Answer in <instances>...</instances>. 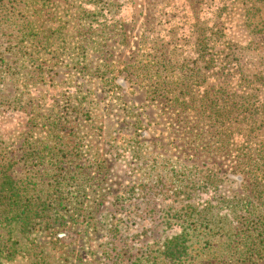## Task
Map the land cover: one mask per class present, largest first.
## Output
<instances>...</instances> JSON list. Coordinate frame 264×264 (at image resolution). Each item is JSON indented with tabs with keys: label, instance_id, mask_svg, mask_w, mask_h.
<instances>
[{
	"label": "rangeland",
	"instance_id": "1",
	"mask_svg": "<svg viewBox=\"0 0 264 264\" xmlns=\"http://www.w3.org/2000/svg\"><path fill=\"white\" fill-rule=\"evenodd\" d=\"M1 56L0 264H264V0H0Z\"/></svg>",
	"mask_w": 264,
	"mask_h": 264
},
{
	"label": "trees",
	"instance_id": "2",
	"mask_svg": "<svg viewBox=\"0 0 264 264\" xmlns=\"http://www.w3.org/2000/svg\"><path fill=\"white\" fill-rule=\"evenodd\" d=\"M31 23H32V22H31ZM2 59H4V58L1 56L0 60H2ZM3 71H4V70H3L2 64H0V79H1V80L5 77ZM168 252H169V251H168ZM169 253H171V252H169ZM169 253H168L167 255H169Z\"/></svg>",
	"mask_w": 264,
	"mask_h": 264
}]
</instances>
